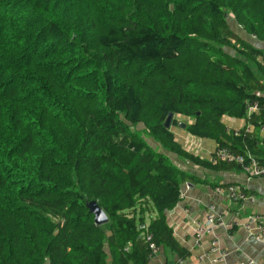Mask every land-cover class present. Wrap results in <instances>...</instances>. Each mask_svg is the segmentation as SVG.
<instances>
[{
    "label": "trees",
    "instance_id": "obj_1",
    "mask_svg": "<svg viewBox=\"0 0 264 264\" xmlns=\"http://www.w3.org/2000/svg\"><path fill=\"white\" fill-rule=\"evenodd\" d=\"M235 24L264 41V0H0V264H149L150 243L189 256L167 213L191 177L132 127L199 167L241 169L178 143L186 118L191 136L264 162V65Z\"/></svg>",
    "mask_w": 264,
    "mask_h": 264
},
{
    "label": "crops",
    "instance_id": "obj_2",
    "mask_svg": "<svg viewBox=\"0 0 264 264\" xmlns=\"http://www.w3.org/2000/svg\"><path fill=\"white\" fill-rule=\"evenodd\" d=\"M235 32L261 54L258 61L264 63V41L253 35H249L244 29L235 24ZM184 119V118H183ZM184 122V121H183ZM190 121L189 123H191ZM223 123L228 131H239L249 126L247 119L224 117ZM175 139L184 148L210 161L218 144L210 139H198L184 130L173 132ZM262 147L264 139V128L258 130ZM182 170L190 177V181L181 188V200L179 204L167 213V222L174 230L179 244L190 254L186 258H180L169 248H160L149 264H264V241L257 242L249 239L250 233L259 232L254 229L249 232L244 223L250 215H260L263 218L262 232H264V177L249 179L239 168L230 170L212 171L199 167L191 162L181 161ZM236 185L243 187L255 198L254 203H240L231 201L226 193L218 194L217 187ZM210 215L221 217L222 225H217L209 235H205L201 244L196 245L194 241L196 222H204ZM156 212L149 213L148 219H155ZM217 240L219 245L225 249L226 255L220 259L218 255H207L211 244Z\"/></svg>",
    "mask_w": 264,
    "mask_h": 264
},
{
    "label": "built area",
    "instance_id": "obj_3",
    "mask_svg": "<svg viewBox=\"0 0 264 264\" xmlns=\"http://www.w3.org/2000/svg\"><path fill=\"white\" fill-rule=\"evenodd\" d=\"M264 65V63H263ZM259 109V102L254 101L248 103L247 112L248 117L252 115V113L257 112ZM213 163L224 162V163H233L241 168L242 171L248 176L249 179L264 177V162L259 160L253 155H248L247 157L235 154L228 147H219L216 149L213 154L211 160ZM216 192L218 194L226 193L228 198L236 203H240L241 205H245L246 203H254L255 198L250 195L247 190L243 187H237L236 185H227L217 187ZM221 217H215L210 215L206 218L204 222H196L195 224V236L194 241L196 245L201 244V241L205 235H209L212 233L213 228L217 225H222ZM262 224L263 218L260 215H250L246 218L244 227L251 232L254 229H258L257 233H250L249 239L257 242L264 241V232H262ZM148 241H151V237H147ZM151 255L152 258L159 252V248L155 246L153 243H150ZM226 250L223 249L217 240H214L211 244V248L207 255L216 254L220 259H223L226 255Z\"/></svg>",
    "mask_w": 264,
    "mask_h": 264
},
{
    "label": "rangeland",
    "instance_id": "obj_4",
    "mask_svg": "<svg viewBox=\"0 0 264 264\" xmlns=\"http://www.w3.org/2000/svg\"><path fill=\"white\" fill-rule=\"evenodd\" d=\"M231 27L233 28V24H231ZM178 120L180 121V122H190V121H192V120H189V119H186V118H182V117H179L178 118ZM132 129L134 130V131H137V133H139L140 134V136L145 140V142L151 147V148H153L154 150H157V151H159V152H162V153H165L167 156H169V158L171 159V161H172V163H174L175 164V166H177L179 169H182L183 167H182V165H181V161H185V162H188V161H186V160H183V159H181V158H179L177 155H175V154H173V153H171V152H169V151H165L153 138H151L150 136H149V134H148V132H147V130H146V128H145V126L143 125V124H138L137 126H135V127H132ZM179 130H181L180 128H179V126H177V127H172V129H171V131L172 132H176V131H179ZM185 132H187L186 130H184ZM188 134V133H187ZM191 136V135H190ZM187 149H189V148H187ZM188 151H190V150H188ZM195 153V152H194ZM157 214V213H156ZM146 216H149V214H147L146 213ZM148 220H151V219H148Z\"/></svg>",
    "mask_w": 264,
    "mask_h": 264
},
{
    "label": "water",
    "instance_id": "obj_5",
    "mask_svg": "<svg viewBox=\"0 0 264 264\" xmlns=\"http://www.w3.org/2000/svg\"><path fill=\"white\" fill-rule=\"evenodd\" d=\"M173 118V114H170L169 117L166 120V127L171 126V121ZM187 127V123L185 122H180L179 123V128L182 130H185ZM87 209L89 210V213L94 216V221L96 225L98 226H104L108 224L109 222V217L105 213V211L98 205L96 201H91L86 204Z\"/></svg>",
    "mask_w": 264,
    "mask_h": 264
}]
</instances>
